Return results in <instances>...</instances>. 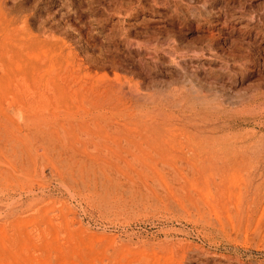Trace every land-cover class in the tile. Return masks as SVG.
<instances>
[{
    "label": "rangeland",
    "instance_id": "rangeland-1",
    "mask_svg": "<svg viewBox=\"0 0 264 264\" xmlns=\"http://www.w3.org/2000/svg\"><path fill=\"white\" fill-rule=\"evenodd\" d=\"M0 264H264V0H0Z\"/></svg>",
    "mask_w": 264,
    "mask_h": 264
},
{
    "label": "bare ground",
    "instance_id": "bare-ground-1",
    "mask_svg": "<svg viewBox=\"0 0 264 264\" xmlns=\"http://www.w3.org/2000/svg\"><path fill=\"white\" fill-rule=\"evenodd\" d=\"M106 82L108 83V81H106ZM92 84H93V82H92ZM93 85H94V84H93ZM99 86H100V85H99ZM106 86H107V85H106ZM97 88H98V87H97ZM105 88H106V87H104V89H105ZM95 90H96V89H95ZM81 91H82V90H81ZM102 91H103V90H102ZM119 91H120V90H119ZM90 92H91V91H90ZM92 92H93V91H92ZM108 92H109V91H108ZM94 93H95V92H94ZM119 93H120V92H119ZM95 95H96V94H95ZM104 95H105V94H104ZM104 95H103V97H105ZM122 95H123V94H122ZM151 95H152V93H151ZM155 95H156V94H155ZM155 95H154V96H155ZM92 96H93V95H92ZM99 96H100V95H99ZM101 96H102V95H101ZM124 96H125V95H124ZM106 97H107V95H106ZM84 98H85V97H84ZM94 98H95V97H94ZM125 99H126V98H125ZM151 100H152V99H151ZM93 101H94V100H93ZM96 101H97V100H96ZM99 101L102 102L100 99H99ZM104 101H105V99H104ZM105 102H106V101H105ZM149 102H150V101H149ZM96 103H97V102H96ZM96 103H95V104H96ZM116 103H117V102H116ZM155 103H156V102H155ZM91 104H92V102H91ZM100 104H101V103H100ZM102 104H103V103H102ZM112 107H113V106H112ZM56 221H57V220H56Z\"/></svg>",
    "mask_w": 264,
    "mask_h": 264
}]
</instances>
